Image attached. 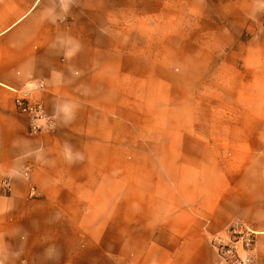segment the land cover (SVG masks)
I'll use <instances>...</instances> for the list:
<instances>
[{
  "label": "crops",
  "instance_id": "1",
  "mask_svg": "<svg viewBox=\"0 0 264 264\" xmlns=\"http://www.w3.org/2000/svg\"><path fill=\"white\" fill-rule=\"evenodd\" d=\"M237 220L264 264V0H0V264H216Z\"/></svg>",
  "mask_w": 264,
  "mask_h": 264
},
{
  "label": "built area",
  "instance_id": "2",
  "mask_svg": "<svg viewBox=\"0 0 264 264\" xmlns=\"http://www.w3.org/2000/svg\"><path fill=\"white\" fill-rule=\"evenodd\" d=\"M43 88V82H30L24 89L14 90V105L27 121V132L38 134L53 127V119L46 115L42 102L33 97V92ZM4 185L8 186L6 182ZM256 231L242 221L231 222L223 232L210 237L218 264H255L252 251Z\"/></svg>",
  "mask_w": 264,
  "mask_h": 264
},
{
  "label": "rangeland",
  "instance_id": "3",
  "mask_svg": "<svg viewBox=\"0 0 264 264\" xmlns=\"http://www.w3.org/2000/svg\"><path fill=\"white\" fill-rule=\"evenodd\" d=\"M140 83H141V80H140ZM181 114H182V112H179V110H174L171 113L172 117H174V118H179L181 116ZM125 116H128V113L124 112V117ZM152 116H153V112L152 111L148 112L146 110H140V112H139L140 122H144L147 118L152 117ZM139 132H140V134H144V135H147L149 133L151 135H153L155 130H154V128H148V127L145 126V127H139ZM123 133H124V135H129V132H128L127 128H125V127L123 128ZM146 161H147L146 159H139V164L141 166H144L146 164ZM126 162H127V160L124 159V167H126V164H125ZM128 186H130V185H128ZM122 210H123L124 219H129L130 216H131V208L127 207V206H124L122 208ZM126 228L127 227H126V225L124 223V229H126ZM124 241L126 242V246H130V247L136 248V247L140 246V243H141L142 240L137 239V238H131L129 240H124ZM153 241L155 243L156 239H153L152 242ZM159 241L160 242H168V239L164 238L162 240L160 239ZM208 246L212 248L211 243H210V238L208 239ZM216 264H218L217 263V258H216Z\"/></svg>",
  "mask_w": 264,
  "mask_h": 264
}]
</instances>
